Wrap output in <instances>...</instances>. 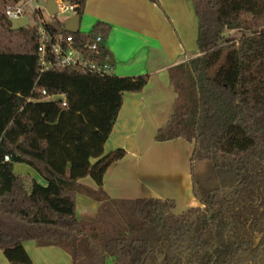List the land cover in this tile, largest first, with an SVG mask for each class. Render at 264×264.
<instances>
[{"label": "trees", "instance_id": "trees-1", "mask_svg": "<svg viewBox=\"0 0 264 264\" xmlns=\"http://www.w3.org/2000/svg\"><path fill=\"white\" fill-rule=\"evenodd\" d=\"M21 1L0 0V250L10 263L34 264L24 243L36 241L83 264H264V0H192L199 55L173 69L177 104L156 135L193 143L197 204L180 213L173 199H117L103 188L107 168L126 154L104 152L123 95L142 91L149 75L43 70L39 16L14 30L5 13ZM64 1L82 17L87 0ZM62 23L47 24L71 33ZM110 32L98 22L72 34L86 42ZM100 53L110 59L104 45ZM60 93L66 106L52 98ZM15 163L47 184L16 174ZM88 176L96 188L81 183ZM80 192L99 202L94 222L77 217Z\"/></svg>", "mask_w": 264, "mask_h": 264}, {"label": "crops", "instance_id": "crops-1", "mask_svg": "<svg viewBox=\"0 0 264 264\" xmlns=\"http://www.w3.org/2000/svg\"><path fill=\"white\" fill-rule=\"evenodd\" d=\"M98 22L111 26L104 47L110 56L108 61L114 65L113 74L149 75L142 91L123 95L104 152L123 148L126 154L107 168L103 188L117 199H173L175 211L180 213L197 204L191 180L193 143L184 137L158 141L156 135L169 121L177 104L178 95L171 82L173 69L199 55L194 3L192 0H160L159 4L150 0H87L79 18V31L88 33ZM81 183L97 187L89 176L81 179ZM76 200L77 217L94 222L99 202L82 192ZM24 245L34 264H71V254L61 246H41L36 241H26ZM0 264H11L2 250Z\"/></svg>", "mask_w": 264, "mask_h": 264}, {"label": "built area", "instance_id": "built-area-1", "mask_svg": "<svg viewBox=\"0 0 264 264\" xmlns=\"http://www.w3.org/2000/svg\"><path fill=\"white\" fill-rule=\"evenodd\" d=\"M33 1L35 2V15L39 16V22L37 24L39 37L38 52L39 61L43 70L52 67H71L97 75H111L114 73L113 63L101 56V47L105 44V40L101 35H97L90 41L81 42L75 40L72 33L64 34L63 32H53L49 29L48 22L44 20L42 15L43 4L38 0ZM56 2L59 13H73L74 5L64 0H56ZM44 6L46 8V3ZM5 13L9 19H18L26 16L25 10L20 3L13 6L8 5ZM37 89L38 87L35 85L33 90ZM43 94H46L45 90ZM52 98H61L62 104L64 106L67 105L65 93L52 95ZM4 159L8 160L9 157L5 156Z\"/></svg>", "mask_w": 264, "mask_h": 264}, {"label": "rangeland", "instance_id": "rangeland-1", "mask_svg": "<svg viewBox=\"0 0 264 264\" xmlns=\"http://www.w3.org/2000/svg\"><path fill=\"white\" fill-rule=\"evenodd\" d=\"M40 3L43 4V7H42V15L44 17V20L46 22H54V21H64L66 18H68L69 16L72 15V13H69V14H62V13H59L57 15H54V16H50L48 11L46 10L45 8V0H38ZM20 5L23 7V9L25 10V15L27 17V20H28V24L30 26H33L36 24V20H35V12H34V8H35V2L33 0H22ZM250 20V18H249ZM251 21V20H250ZM262 27V26H261ZM232 33L234 34H238L240 35V32H237V31H233ZM18 167H23V168H18ZM29 169V171H26L24 169ZM14 172L16 174H28L27 172H30V175L31 177H34L36 178V180L43 184V185H46L47 182L45 179H43L39 173L30 165L28 164H25V163H15V166H14ZM80 220H81V217H78ZM72 257V256H71ZM71 264H83V261L81 260L80 262H77V263H74L73 262V259H71Z\"/></svg>", "mask_w": 264, "mask_h": 264}, {"label": "water", "instance_id": "water-1", "mask_svg": "<svg viewBox=\"0 0 264 264\" xmlns=\"http://www.w3.org/2000/svg\"><path fill=\"white\" fill-rule=\"evenodd\" d=\"M46 9L50 16H54L59 13L56 0H46ZM10 22L12 23V27L14 30L23 29L28 26V20L26 16L18 18V19L11 18ZM62 27L65 31H68L71 33L78 32L79 31V16L76 14H73L68 19L63 21Z\"/></svg>", "mask_w": 264, "mask_h": 264}]
</instances>
